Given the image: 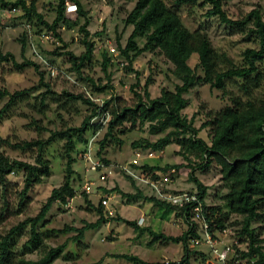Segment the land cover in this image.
<instances>
[{"label":"rangeland","instance_id":"1","mask_svg":"<svg viewBox=\"0 0 264 264\" xmlns=\"http://www.w3.org/2000/svg\"><path fill=\"white\" fill-rule=\"evenodd\" d=\"M16 0H0V50L10 52L17 62L28 59L35 62L38 68L26 67L23 70H15L10 62L0 63V91L9 93L22 92L20 101L0 119V152L6 156L35 163L36 149L22 150L12 147L13 143H21L30 140H46L52 136V140L43 150V159L49 164V174L44 176L41 182L35 185L28 193V198L20 201L18 191L23 185L21 172L10 174L5 179L6 200L9 213H0V239L8 233L10 228L29 217L36 216L48 200L51 191L62 185L67 174V155L74 159L72 163L73 173L70 184L73 196L65 204L55 201L51 204L45 215V225L39 227L43 235L48 234L44 243L48 246L64 244L63 253L51 264H133L124 258L114 257L113 254L126 253L137 255L147 262L177 263L184 255L183 245L180 242L165 240H152L147 232H140L122 220L110 219L102 206L101 213L108 218L96 228L86 229L79 238L78 230L89 223H94L99 217V202L102 195L111 197L109 202L113 208V214L124 220L136 221L142 217L143 223L137 222L140 227H151L156 232L166 236H181L187 229L185 222L171 215L163 219L157 212V206L143 198H127L120 192L135 194L137 189L145 196H155L150 186L138 180L137 176H144L147 171L142 166H157L158 168H172L177 171L173 181L168 182L167 191H194L195 184L189 179L190 167L178 154V145L170 143L162 151L149 149H135L132 142L140 139L156 140L161 134H150L147 122L136 123L131 126L129 122L115 126L110 136L107 137L102 150L99 141L107 132V125H103L95 134V129L90 127L84 133L86 141L93 138L91 158L98 162L97 170L88 169L84 151L86 142H82L77 132L84 118L91 114V107L81 100H74L65 92L82 94L86 92L93 96L109 100L112 96L120 98L123 106H133L136 101L135 93L143 91V86L150 78L152 83L148 86L150 96L157 97L161 90L173 91L180 80L173 74V65L157 51H144L136 57L131 64V71L126 70V61L118 53L112 55L110 48L118 45L122 48L131 33L132 26L125 24L127 14L132 10L135 1L129 0H79L83 10L87 14L89 24L87 40L94 42V50L90 63L82 68L79 76L71 69L66 55H54L51 52L71 51L79 55L84 51L81 42L83 34L79 27L84 18L78 16L76 11H65L67 21L61 23L56 32L60 36L57 44L40 39L41 34L48 30L42 23H51L56 15L57 0H35L36 12L41 19L31 14L29 21L24 15L25 11L19 5L17 10L10 12L9 3ZM28 3L31 0H24ZM70 2V1H69ZM167 5L175 10L182 23L190 31L203 30L207 33L213 48L218 54H225L230 62L240 67L243 65V52L246 48H258V42L250 35V25L239 29L222 23L218 17L207 15L209 4L198 1L194 6H177L173 0H165ZM72 3V2H70ZM71 8V7H70ZM222 8L231 20L243 19L252 9L260 10L264 19V0H222ZM76 19L74 23L72 20ZM25 38V49L22 54L21 37ZM136 43L142 46L144 40L137 38ZM56 68L54 75H50L43 60ZM103 54L109 57V64L103 70ZM197 55H192L188 64L194 67L197 63ZM221 68L228 67V63L221 59ZM42 72V74H41ZM137 73V74H136ZM195 74L202 76L200 68L195 69ZM96 85L110 84L112 89L106 88L96 92L90 80ZM226 91L223 93L209 84H195L184 97L188 105L182 110L187 118L194 116V126L199 127V136L208 142L209 128L201 127L215 112L222 110L231 104V97H240L245 100L246 95L242 89L243 81L237 78L225 79ZM264 93L263 89L255 91L256 95ZM8 96L0 97V109L4 106ZM113 103V102H112ZM111 104L107 106L109 109ZM69 137L74 142L72 151H68ZM7 140V143L4 141ZM100 151V152H99ZM141 151L136 163L133 161L135 152ZM99 152V153H98ZM199 161L191 158V166H196ZM180 165V167H175ZM166 167V169H168ZM111 172H107L110 171ZM104 173L103 182H94L92 191L86 192L83 185L87 180H95L97 174ZM194 176L207 187L204 203L206 206H220L222 211H227L228 206L223 200L227 189L221 179L220 167L212 161L203 169H194ZM137 188V189H136ZM108 191V192H105ZM4 198L0 187V212ZM209 212V211H208ZM242 217L229 214L224 223L227 234L225 241L242 238L237 233L241 227ZM256 235L262 241L264 248V215L251 223ZM60 229L61 232L52 234L51 230ZM217 230L214 236L218 237ZM29 237V225L24 226L12 236L11 248L14 261L18 259L36 260L39 253L28 251L26 241ZM223 237V236H222ZM240 248H247V240L240 239ZM188 248L191 250L190 264H209L211 258L208 248L204 244H194L189 239ZM67 254V257L64 255ZM207 259V260H206Z\"/></svg>","mask_w":264,"mask_h":264},{"label":"trees","instance_id":"2","mask_svg":"<svg viewBox=\"0 0 264 264\" xmlns=\"http://www.w3.org/2000/svg\"><path fill=\"white\" fill-rule=\"evenodd\" d=\"M65 1L57 0L56 15L51 23L42 21L48 31L60 40L56 32L57 27L67 21L65 11ZM75 5L78 16L84 18L79 29L83 34L81 39L84 45V51L75 55L71 51L57 52L53 50L54 55H66L70 67L79 76L82 75V68L90 63L94 50V42L87 40L89 32L87 26L89 20L86 12L83 10L79 0H68ZM135 1L132 10L125 18V24L131 25L132 30L127 38L126 44L120 48L119 54L126 61V70L130 68L133 61L144 51L162 54L173 65V74L180 80L175 85L173 91L163 89L157 97H151L148 86L152 83L147 78L142 93L136 92V101L133 106H123L120 104V98L112 96L109 100L104 101L102 111L107 110L110 118L107 122V132L102 140L99 141L100 149L108 136L111 135L115 126L129 122L131 126L136 123L147 122L150 134H161L154 141L140 139L132 142L135 149H149L152 151H161L170 143L178 145V154L183 157L186 164L190 167L188 173L189 179L195 184L198 196L201 198L206 211L205 216L209 224L210 231L215 227L222 228L226 224L224 221L233 213L242 217L241 227L238 235L247 240V252H241V257L255 255L256 259L253 264H264V248L262 241L251 228V223L257 218L264 215V93L256 95L255 91L263 89L264 81V19L259 9H252L247 15L240 20H231L222 8V0H173L177 6L190 5L194 6L198 1L209 4L207 15L216 16L227 25L236 26L243 29L248 28L250 35H253L258 42V48H246L243 52V65L237 67L233 65L225 54H218L213 48L207 33L203 30L190 31L182 23L179 14L167 5L165 0H129ZM12 8L21 6L25 11V16L30 21L31 14H35L41 19V15L36 12L35 0H31L28 5L24 0H16L9 3ZM76 19L72 20L74 23ZM137 38L144 40L140 47L136 43ZM25 49V38L21 37L22 54ZM197 55V63L194 67L188 64L192 55ZM224 59L229 65L225 69L221 68L219 61ZM109 57L103 54L102 67L105 70L109 64ZM10 62L12 67L17 70H23L26 67L38 68V65L28 59L17 62L10 52L3 53L0 50V63ZM200 68L202 76L195 74V69ZM42 74V72H41ZM137 74V73H136ZM90 80L96 92H101L106 88L112 89L110 84L103 86L96 85L91 78ZM237 78L243 81L242 89L246 95L245 100L240 97H231V104L222 110L215 112L208 118L201 127L209 128L208 142L199 136V127L194 126V116L187 118L182 114V110L188 105L184 94L187 93L195 84H209L213 88L226 91L225 79ZM67 96L74 100H81L91 107V114L86 116L82 124L73 130L77 132L82 142H86L84 133L92 125L89 120L96 114V107L87 97L82 94H72L65 92ZM22 92L9 93L7 90L0 91V97L8 96L4 106L0 109V119L20 101ZM113 102V103H112ZM111 104L108 109L107 106ZM52 140V136L46 140H30L21 143H13L12 147L26 149H36L35 163L22 160L12 159L0 152V187L2 188V197L4 203L0 213H9L8 202L6 200L5 179L8 175L19 173L23 174V185L18 191L20 201L28 198L31 189L39 184L44 176L49 174V164L43 159V150ZM7 143V140H4ZM68 151H72L74 142L69 137ZM100 152V151H99ZM98 152V153H99ZM198 160L196 166H191V158ZM212 161L220 167L221 179L227 189L223 196L224 202L228 206L227 211H222L220 206L207 207L204 203L207 187L204 186L195 176L194 169H203ZM74 159L70 154L67 155V174L62 185L54 188L43 205L39 213L34 217L26 218L17 225L10 228L7 234L0 239V264H12L14 261L11 248L12 236L19 232L24 226L29 225V237L25 243L28 251H36L39 258L36 260L18 259L19 264H51L57 259L64 249V244L58 246H48L44 239L48 234L43 235L39 227L45 224V215L51 204L55 201L65 204L73 194L70 184V177L73 173L72 163ZM157 166H142L145 170H166ZM173 167V166H172ZM175 167H180L177 165ZM137 189V188H136ZM195 191V190H194ZM105 192H108L105 190ZM121 196L131 200V198H143L148 202L156 205L162 210L163 216L170 215L173 211L180 217L187 227L181 236H166L161 232L154 231L151 227H140L136 221L124 220L118 215H110V219L122 220L140 232H147L153 242L155 240H165L180 242L183 245L184 255L177 263L169 262H147L137 255L119 253L113 254L114 257L124 258L133 264H190L191 250L188 248V241L199 235L195 232L194 225L189 219L187 211H178L174 206L162 201L156 196H145L137 189L135 194L120 192ZM102 204L99 202V217L94 223H89L78 230L77 238L83 235L84 230L98 227L102 222L109 219L101 213ZM209 211V212H208ZM192 225V226H191ZM63 230H51L52 234ZM67 257V254L64 255Z\"/></svg>","mask_w":264,"mask_h":264},{"label":"built area","instance_id":"3","mask_svg":"<svg viewBox=\"0 0 264 264\" xmlns=\"http://www.w3.org/2000/svg\"><path fill=\"white\" fill-rule=\"evenodd\" d=\"M65 6L67 11H75V5L73 3H70L68 0L65 1ZM71 7V8H70ZM69 9V10H68ZM17 8H11L10 12L16 11ZM40 39L42 40H48L50 42H54L55 44L58 43L56 40L57 38L53 35L51 31H48L47 33L41 34ZM35 54L39 53L33 49ZM110 53L112 55H117L119 53L116 48L111 47ZM40 59L42 57L39 55ZM43 63L46 65V69L48 70V73L50 75H54L56 72V68L54 66H51L46 60L42 59ZM86 97L94 103L96 114L91 116L89 122L95 129V134H97L100 130V128L103 125H107V122L110 118V114L107 110L102 111V106L104 105V100L98 97L93 96V94H90V92H86ZM92 144H93V138L86 141V148L84 151V158L85 161L88 162L89 167L88 169L92 171L97 170L98 162L94 161L91 157V151H92ZM136 162L135 160H133ZM173 171V170H172ZM171 171V172H172ZM107 172H111L107 171ZM134 177L138 178L141 182H144L146 185L150 186L151 189L155 192V196L161 199L162 201H165L166 203L174 206L178 211L184 210L187 211L189 215V219L192 222V224L195 226V232L199 235L198 237L191 238V242L194 244H204L211 255L210 259H206L207 263L209 264H253L255 262L256 256H245L241 257L240 253L247 252V248H240L242 242L240 240V237L234 240L225 241L224 237H226L227 234V228H217L215 227L214 230L210 231L209 224L206 220L205 216V209L204 204L201 198L198 196V192L195 191H167L165 190L167 187L168 182H170V178L168 174H164L157 179H152V174H144V176H137L133 174ZM106 178V174L100 173L97 174V177L95 180H87L84 185L83 189L86 192L92 191V186L94 182H103ZM101 198V204L105 209L106 215H112L113 214V208L109 204V196L102 195ZM192 226V225H191ZM217 230L218 237L214 236V232ZM223 236V237H222Z\"/></svg>","mask_w":264,"mask_h":264},{"label":"crops","instance_id":"4","mask_svg":"<svg viewBox=\"0 0 264 264\" xmlns=\"http://www.w3.org/2000/svg\"><path fill=\"white\" fill-rule=\"evenodd\" d=\"M162 151V150H161ZM140 155H141V151H136L135 152V157L136 158H134L133 160H135V161H137V158L138 157H140ZM136 163V162H135ZM173 170V171H172ZM171 171H172V174L170 175V173H171ZM146 173H148V174H152V179H157L158 177H160V176H162V175H164V174H168V175H170V177H173V178H175L176 177V175H177V171L175 170V168L174 167H172V168H168V169H166V170H161V169H156V170H147L144 174H146ZM171 181H173V179L171 178L170 179ZM110 199H111V197H110ZM109 204H110V202H109ZM111 205V204H110ZM112 207V206H111ZM157 212H158V214H159V216L160 217H162L163 219H168L169 217H171V215H175V212L173 211L170 215H168V216H163V212H162V210H160V209H158L157 208ZM140 222V223H143V221H145L142 217H140V218H138V220H137V222ZM138 222V223H139ZM139 223V224H140Z\"/></svg>","mask_w":264,"mask_h":264}]
</instances>
